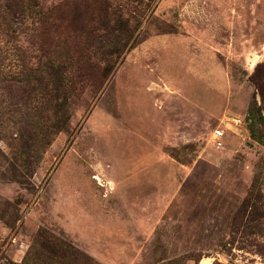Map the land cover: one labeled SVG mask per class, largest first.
<instances>
[{"label": "rangeland", "instance_id": "1", "mask_svg": "<svg viewBox=\"0 0 264 264\" xmlns=\"http://www.w3.org/2000/svg\"><path fill=\"white\" fill-rule=\"evenodd\" d=\"M62 1L55 33L0 0V264H264V0H96L107 31ZM53 40L82 53L61 116Z\"/></svg>", "mask_w": 264, "mask_h": 264}, {"label": "trees", "instance_id": "2", "mask_svg": "<svg viewBox=\"0 0 264 264\" xmlns=\"http://www.w3.org/2000/svg\"><path fill=\"white\" fill-rule=\"evenodd\" d=\"M92 2L91 5H87L85 9L90 10L94 15V22H98V18L101 20V29L107 31L110 28V23L114 22L115 24H119V29L128 30L126 24L131 22V17L127 10L122 7L113 6L110 3L106 4L103 10L99 11L96 15V0H90ZM47 3L45 0H20L21 5V14H33L34 17L41 19L45 18L48 21H53V26L56 25V29H54L55 33L58 29H61L62 26V18L67 14L71 13V6L66 1L61 0H52L49 5H45ZM75 12V11H74ZM93 17V18H94ZM37 19V20H38ZM97 19V20H96ZM60 22L56 24V22ZM94 35L92 38H88L87 47L94 48L96 44V28L93 30ZM62 44V42H61ZM52 50L48 54V58L43 63V65L50 71V75H52V80L50 82L49 87V101L50 107L53 113L59 115L63 108L65 109V114L68 113L67 109V93H69V89L74 86V83H78L81 79L79 75L76 73L77 68L75 67V59H79L82 53L74 52L73 54L68 52L64 46H59L57 42L52 41ZM50 47V49H51ZM65 49V50H64ZM107 61L111 62V64L115 65L118 61L119 57L122 55V50L118 48H114L109 51L107 54ZM89 60L90 57L86 56ZM77 67V66H76ZM34 73L38 76L41 75L42 69L41 66H35L33 68ZM110 70V68H109ZM77 74V76L75 75ZM73 78V79H72ZM38 84H41L38 78ZM63 119L60 120L63 121ZM53 131H57V129L53 128Z\"/></svg>", "mask_w": 264, "mask_h": 264}, {"label": "built area", "instance_id": "3", "mask_svg": "<svg viewBox=\"0 0 264 264\" xmlns=\"http://www.w3.org/2000/svg\"><path fill=\"white\" fill-rule=\"evenodd\" d=\"M231 123H233L234 125L240 127L238 122H231ZM224 130H226V129H224V128L223 129H216L214 131V133H213V135H214V143L216 144V147H218V148H222L224 146V144H223V138H224V135H225Z\"/></svg>", "mask_w": 264, "mask_h": 264}, {"label": "water", "instance_id": "4", "mask_svg": "<svg viewBox=\"0 0 264 264\" xmlns=\"http://www.w3.org/2000/svg\"><path fill=\"white\" fill-rule=\"evenodd\" d=\"M224 126L226 128H228L229 130H231L232 132L236 133V134H239L242 132V129L236 125H234L233 123L229 122V121H226L224 123Z\"/></svg>", "mask_w": 264, "mask_h": 264}]
</instances>
